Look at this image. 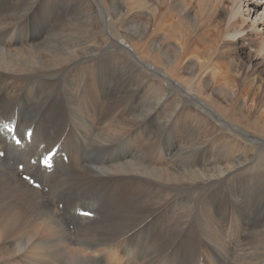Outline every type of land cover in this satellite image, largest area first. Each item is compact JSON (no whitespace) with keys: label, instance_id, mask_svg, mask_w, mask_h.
I'll use <instances>...</instances> for the list:
<instances>
[{"label":"bare ground","instance_id":"obj_1","mask_svg":"<svg viewBox=\"0 0 264 264\" xmlns=\"http://www.w3.org/2000/svg\"><path fill=\"white\" fill-rule=\"evenodd\" d=\"M143 1L126 3L121 17L142 32L126 33L124 42H118L120 52L116 60L112 59V52L96 45L98 39L116 42L115 36L88 33L80 39V44L71 45L69 58L46 67V55L40 53L42 65L36 67L31 65L29 57L46 44V13L38 5L40 0H0V152L3 154L0 157V264H148L150 260L163 264L160 263L162 250L166 244L173 248L175 234L172 226L161 224L169 219L168 225L174 226L177 208H171V204L177 194L175 190L194 196L195 189L205 187L208 174H215L213 184L217 186L221 179L239 170L236 164L224 168L218 161L215 167L206 168L212 156L203 155L197 145L196 158L186 153L176 157L172 145L173 118L174 113L188 106L208 103L210 100L201 93L210 87L211 91L224 93L225 104L219 106L222 112L228 115L243 112L241 87L250 74L264 77V55L253 49L251 38H238L250 27L251 32L258 31L264 36V7L261 10L264 0H243L241 13L250 26L226 36L223 39L226 44L207 56L209 62L223 58L218 64L227 62L236 72L238 79H233L232 87L228 81L215 78L217 66L211 63L197 66L193 58L184 69L189 73L185 77L178 65H174L175 54L167 53L176 48L173 38L183 26L170 10L178 7L179 13H188L193 1L198 3L201 13L213 5L212 0H147L157 4V17L168 28H153L141 45L135 39L145 35L146 18L153 14L145 9ZM192 22L199 26L200 16L195 15ZM142 46L157 50L160 55L148 57ZM228 46L227 51H221ZM95 55L98 58L92 61L93 74L89 76L84 71L72 81V90L64 87L74 62ZM162 83L179 94L175 104L179 109L174 108V113L164 114L158 121L161 114L156 99L166 95L162 93ZM192 84L199 94L191 88ZM148 88L153 89L149 96L155 104L146 102ZM167 99L168 96L163 104ZM6 122L16 126L19 146L8 139ZM223 123L233 132L229 137L236 138V133L241 132L231 126L233 123ZM31 129L27 140L25 134ZM167 141L170 145L164 148L162 162L151 163L152 144L164 145ZM54 146L58 150L52 171L47 173L30 162L38 161ZM11 160L16 161L15 165L10 164ZM19 164L23 165L22 171L17 168ZM197 167H203L204 171H197ZM184 170L198 177L194 185L177 179L176 174ZM21 174L33 178L39 188L32 187ZM149 194L164 197L150 201ZM162 207L171 213L168 217L157 215L154 221L159 226L149 235L145 232L146 218ZM84 211L92 216L78 214ZM199 216L202 220L208 218L204 214ZM242 220L245 222V217ZM162 227L167 228V238L157 241L155 234ZM257 235H263L260 240H264V225L252 230L246 242L252 244V238ZM212 236L218 239L216 234ZM239 242L235 245L240 249ZM247 246L240 249V254L243 255V250L251 251L253 260L258 258L255 246ZM35 248L44 249L37 256H29ZM173 254L174 251L172 259ZM146 256L150 260L146 261Z\"/></svg>","mask_w":264,"mask_h":264},{"label":"rangeland","instance_id":"obj_2","mask_svg":"<svg viewBox=\"0 0 264 264\" xmlns=\"http://www.w3.org/2000/svg\"><path fill=\"white\" fill-rule=\"evenodd\" d=\"M127 1L128 0H40L38 5L40 9L43 10L44 8L43 11L46 13V44L37 49L36 52L29 57L31 65L36 67L42 65L39 57L40 53L46 55V67L52 63H61L63 60L70 57L69 51L72 48L71 45L80 44V39L88 33H95V35L112 34L115 36V38L118 39L116 42L108 43L103 39H98L96 40V45L112 52V59L116 60V55L120 52L118 42H124L126 33L131 32L139 35L142 32L137 25L134 24L130 26L127 22H124V20H126L125 17H121L123 16V12L125 13L124 10ZM116 3H119V5ZM143 3L145 9L148 12H153V14L150 15L149 13L150 16L146 18L148 29L145 35L135 39L141 43V45L147 41L153 28H158L160 26L168 28V24H162L157 17V4L150 3L147 0H144ZM212 3L213 5L211 7L201 13L198 3L193 1L190 2L188 13H183L182 11L179 13L180 8L178 7L170 10L176 18L180 19L183 26L173 38L176 48L169 49L171 51L167 53L175 54L174 65H178L181 74L185 77L189 76V73L188 71H184V69H187L188 60L193 58L197 66L208 63L217 66L218 73H216L215 78L218 77L217 80L223 82L228 81V86L232 87L233 79H238L236 72L228 67L227 62L218 64L223 58L209 62L207 56L211 54L215 48H219V46L226 44V41H223L226 36L233 35L235 31L240 28L249 27L250 23L244 22V16L241 13L243 0H212ZM263 7L264 4L261 6V10ZM163 11L164 9L162 8L161 13H163ZM195 15L200 16L201 23L199 26H194L192 22ZM137 18L139 17H136V19ZM251 29L250 27L246 32H241L240 35L242 37L238 39L244 40V38H251L253 41V49L264 55V36L257 33L258 31L256 33L251 32ZM184 35L189 36L186 37ZM203 37L205 38L204 41L201 40ZM88 44H91V42ZM211 47L213 48L211 49ZM141 48L148 57L151 55H160L157 50L144 49L143 46ZM228 48L229 46L224 47L221 51H227ZM97 58L98 55H95L76 60L74 62V68L66 75L67 80L64 81L63 86L72 90V81H75L84 71L91 76L93 74L92 61ZM224 60L226 61V59ZM197 68L195 70H197ZM191 88L199 94V90L194 84L191 85ZM161 89L162 93L166 95H160L161 98L156 99V104L149 96L153 89L148 88L145 93V95H148H146V102L150 105L153 102L157 108H160L159 113L161 116L158 121L164 114L174 113L172 112L174 108L179 109V107H175L179 94L171 92L169 87L164 83L161 84ZM211 90L212 88L210 87L205 92L201 93L202 96L210 100L208 103L198 106H188L174 113L173 123L175 138L172 142L174 154L176 157H180L181 155L183 156L182 153H186L193 159L197 157V146H200V152L203 155L212 156V161L209 162L206 168L209 166L215 167L218 161L224 168L236 164L239 166V170L234 175L224 180L221 179V182L217 183L219 184L217 186L213 184L215 174H208L209 178L205 187L203 189H195L194 196L191 193L181 194V189L175 190L177 194L174 195L175 200L173 199L171 204V208H177V212L175 210V220L173 221L174 226L172 224L168 225L169 219H167V223L161 224L173 227L175 242L173 241V248L170 247L172 246L171 244L169 247H167V244L165 245L164 248L166 249L162 250L161 255L163 258L160 259V263L264 264V240H260L263 235L254 236L252 238V244L246 242V237L252 230L255 231L256 228L264 225V77H262V74L253 73L245 78L243 87H241L240 91V94L241 92L243 93L241 98L245 108L240 115H228L222 112L219 106L225 104L224 93ZM245 93H248L250 98L246 97L247 94ZM166 96H168V99L163 104ZM60 100L66 102L64 97H61ZM210 112H212V116ZM223 121L228 125L233 123L231 126L241 131H236V138L229 137L233 132L229 131V126L225 125ZM149 142L150 141L147 142L148 145ZM168 143L167 141L164 145L156 144V146H154V143L152 144L151 150L154 149V152L152 153L153 156L151 155L149 159L151 163L160 164L162 162L163 157L161 155L164 153V148L170 145ZM213 148L215 149L214 151ZM15 162V160H11L10 164L15 165ZM196 170L204 171L203 167H197ZM185 172L184 170L177 173V179H180L184 183H191L194 185L198 177L194 173ZM163 197L164 196L155 198L152 194L147 196L150 201H156ZM81 209L84 210L82 207ZM220 210H222V213ZM160 213L162 216L167 214L166 217H168L171 211L162 207L146 218L145 232L149 235L153 228L159 226V224L154 221V218ZM198 213L208 217L207 220L204 218L202 220ZM243 216L245 217V222L242 220V218H244ZM241 220L244 222L243 224L240 222ZM247 220L249 221L248 223ZM188 222L190 223L188 224ZM205 222H207V224ZM184 226L186 227L184 228ZM201 228L203 229L201 230ZM225 228L227 229L225 230ZM245 228L249 231H246ZM166 229V227H162L157 230L158 232L155 234L157 241L166 240ZM214 234L218 236L217 240L213 238L212 235ZM189 238H191V240H189ZM239 241L242 243V246H240L241 248L247 245L249 247L255 246V254L258 258L253 260L251 251H247L246 253L243 249V255H241V248L239 249V247H237V249L235 245ZM43 249L35 248L29 256H37ZM165 251L167 252L164 253ZM172 251H174L173 259L171 257ZM90 252L95 254L92 251ZM236 252L239 254H236ZM145 258L146 261L147 259L150 260L147 256ZM150 261L148 264H154L152 260ZM105 264H107V262Z\"/></svg>","mask_w":264,"mask_h":264}]
</instances>
